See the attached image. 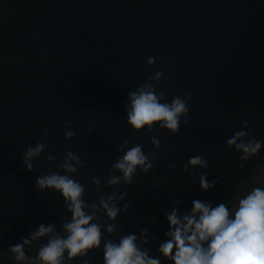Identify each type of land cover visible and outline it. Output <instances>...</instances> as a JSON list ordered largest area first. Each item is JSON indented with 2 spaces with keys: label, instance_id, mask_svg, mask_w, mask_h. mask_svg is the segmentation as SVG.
<instances>
[{
  "label": "water",
  "instance_id": "water-1",
  "mask_svg": "<svg viewBox=\"0 0 264 264\" xmlns=\"http://www.w3.org/2000/svg\"><path fill=\"white\" fill-rule=\"evenodd\" d=\"M157 70L163 78L152 83L165 92L164 102L179 96L189 107V123L181 117L175 134L158 125L151 133L133 132L127 124L128 93ZM242 121L264 141V0H0V264L12 256L10 246L25 239L26 255L38 262L49 239L31 240L41 224L66 235L62 224L71 213L62 195L36 186L51 172L80 181L82 198L98 206L93 223L101 225L102 241L86 257L90 264H103L106 241L118 243L129 234L150 258L172 264L158 251L168 239L166 213L176 208L178 216L190 215L194 200L213 207L230 200L264 165V147L242 162L235 146H225L236 131H247ZM73 130L75 136H64ZM153 135L159 147L150 143ZM37 142L49 147L29 172L24 153ZM136 144L153 167L137 168L126 184L112 165ZM68 151L84 155L77 173L58 167ZM197 155L208 169L182 171ZM205 171L209 181L219 180L214 191L200 189ZM110 174L121 182L109 186ZM113 194L120 212L110 220L99 201ZM109 224L116 225L112 234Z\"/></svg>",
  "mask_w": 264,
  "mask_h": 264
},
{
  "label": "clouds",
  "instance_id": "clouds-1",
  "mask_svg": "<svg viewBox=\"0 0 264 264\" xmlns=\"http://www.w3.org/2000/svg\"><path fill=\"white\" fill-rule=\"evenodd\" d=\"M147 64L154 65L155 58L150 57ZM162 78L163 71L157 70L154 75L146 78V83L128 93L130 103L125 105V111L127 124L131 126L133 132L145 130L151 133L154 126L158 125L159 128L175 134L179 131L181 117L185 124L189 123V107L186 100L175 96L171 103L164 102L165 92L154 87L152 81H160ZM188 96L191 98V93ZM70 123L71 121L66 122L65 127ZM242 124L247 131H236L226 140L225 146L228 149L235 146V151L241 153L239 160L247 162L258 156L264 147V141L255 139L247 121H242ZM43 132L47 136L51 134V129H44ZM75 135L74 130L64 132L66 138ZM245 137L252 138L244 140ZM127 143L128 141L124 140L120 148ZM150 143L155 147L160 146V140L155 135L150 137ZM48 147L49 144L46 142H37L35 147L27 148L23 157L27 171L33 170L32 160L41 156ZM142 148L140 144L132 146L112 165L113 170L123 173V181L126 184L132 182V176L137 168L147 172L153 167L149 156ZM44 158L49 162L56 160L53 155H46ZM72 161L76 164L73 165ZM76 165L84 167V155L68 151L58 167L66 173H77ZM189 166L193 169V172H189V175H192L197 167L207 170L209 164L197 155L189 158L182 171L187 172ZM240 167L243 168L244 164L241 163ZM92 180L94 184L99 185L98 178L93 176ZM120 182V177L110 174L109 186L118 185ZM218 183L219 180L215 179L209 181L206 171L199 176V186L204 192L214 191ZM260 184H264V179L258 181L239 198L231 209L228 205L235 199L239 188L230 200L221 201L215 207L211 203L194 200L190 215L178 216L177 209L173 208L170 213H166L169 231L165 236L168 239L159 246L158 251L172 264H264V187ZM36 186L40 190L52 189L59 192L66 204L67 212L71 213L70 221L62 224L66 235L55 232L53 225L44 224L32 234V241L44 236L49 237L47 243L42 244L38 250L39 264H65V261L70 264L77 258L81 259L83 264H90L86 257L93 250L100 249L102 231L101 225L93 223L98 219L97 204H88L82 198L85 192L84 184L70 175L51 172L38 177ZM179 203L180 201H177V204ZM99 206L110 220H115L120 212L116 207L115 194L108 196L107 200L100 199ZM127 207L125 205L124 209L127 210ZM88 208L92 209L90 213L86 211ZM115 230V224L107 226L109 234ZM146 235V231L141 233V239L145 243ZM136 241L137 236L134 234L123 236L118 243L106 241L103 244V264H161L159 259L149 257L147 249L141 251ZM29 243L30 241L25 239L23 244L10 246L9 252L12 258H15V264H21L29 259L24 251V245Z\"/></svg>",
  "mask_w": 264,
  "mask_h": 264
},
{
  "label": "flooded vegetation",
  "instance_id": "flooded-vegetation-1",
  "mask_svg": "<svg viewBox=\"0 0 264 264\" xmlns=\"http://www.w3.org/2000/svg\"><path fill=\"white\" fill-rule=\"evenodd\" d=\"M262 179H264V165L260 166L258 168V170L256 171V173H254L249 181L247 183H249L248 187L242 192V193H239V189H238V192L236 194V197L235 199L228 205L229 208L231 209L232 207H234L236 201L241 198L244 194L247 193V191H249L253 186H255L257 184L258 181H261ZM261 187H264V184H260ZM7 264H15V258L12 256L9 257L8 261H7ZM21 264H39L37 261H35L34 259H31L29 257V259L27 261H24V262H21Z\"/></svg>",
  "mask_w": 264,
  "mask_h": 264
},
{
  "label": "trees",
  "instance_id": "trees-1",
  "mask_svg": "<svg viewBox=\"0 0 264 264\" xmlns=\"http://www.w3.org/2000/svg\"><path fill=\"white\" fill-rule=\"evenodd\" d=\"M249 183H244L241 185L240 189H239V193H242L247 187H248Z\"/></svg>",
  "mask_w": 264,
  "mask_h": 264
}]
</instances>
